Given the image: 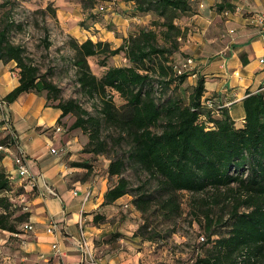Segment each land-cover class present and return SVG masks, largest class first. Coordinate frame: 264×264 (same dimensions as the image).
Segmentation results:
<instances>
[{"label": "trees", "instance_id": "trees-1", "mask_svg": "<svg viewBox=\"0 0 264 264\" xmlns=\"http://www.w3.org/2000/svg\"><path fill=\"white\" fill-rule=\"evenodd\" d=\"M109 2L99 5L98 12L103 14L108 5H115V0ZM125 2L134 4L137 12L156 16L157 24L164 27V41L170 46L159 44L158 33L145 28L117 48L107 41L73 39V63L82 89L90 96L101 95V111L106 121L119 126L130 139L128 161L157 179L158 186L151 193L144 186L132 189L129 180L122 176L126 161L111 160L107 176L118 180L108 185L102 206L114 205L133 193L134 198L125 207L142 214L144 222L135 236L145 243L161 236L152 216L172 219L179 215L182 192L201 196L196 199L199 205L206 206L200 220L205 222L206 236L196 246L197 255L190 264H264V90L248 92L243 100L245 117L236 121L228 108L205 96L206 80L195 65L178 74L176 67L181 64L171 62L178 45L169 41L173 33L179 38L188 28L178 26L175 20L185 18V22L198 13L200 0ZM58 9V3L52 1L40 11L51 12L56 17ZM14 24L9 17L0 25V63L14 62L19 82L0 99V237L3 231L19 234V226L29 218V214H17L16 204L9 196L13 190L10 174L2 164L6 151L19 146L17 133L6 113L20 95L31 92L45 95L48 104L62 110L59 125H63V118L74 115L70 128L88 135L85 154H105L108 147L101 139L102 119L91 116L76 100H60V89L40 74L26 48L10 40V28ZM50 45L46 40V47ZM120 53L126 58L125 66H110L101 78L92 72L90 58L103 55L105 65L107 59ZM155 76L163 88L175 85L181 90L184 84L190 85V89L185 88L189 91L188 98L185 94L187 101L173 97L157 102ZM112 90L126 101L121 107L115 105L112 96L107 99V91ZM155 127H161V132L155 131ZM91 165L74 162V166L85 169L86 176ZM218 204L228 212L216 215L213 207ZM108 221L105 215H96L94 222ZM221 227L226 228V233ZM151 254L157 257L155 250Z\"/></svg>", "mask_w": 264, "mask_h": 264}, {"label": "crops", "instance_id": "crops-1", "mask_svg": "<svg viewBox=\"0 0 264 264\" xmlns=\"http://www.w3.org/2000/svg\"><path fill=\"white\" fill-rule=\"evenodd\" d=\"M263 11L264 0H200L198 13L184 22L188 30L190 26L198 27V33L194 32L193 41L184 50L187 58H194L195 68L205 77V96L228 108L236 121L245 117L243 100L248 92L264 89V68L260 61L264 58V38L250 21L252 15ZM2 64L0 99L19 84L15 63L4 64L5 67ZM61 115L62 110L48 104L45 95L34 92L23 93L7 108L6 117L11 120L26 164L38 179V185L33 187L20 174L13 175L3 159L12 181L11 199L28 211L27 222L33 224L34 230L21 229L19 234L3 231L0 264H83L84 254L78 245L82 234L99 257L98 264H140L122 251L98 255L95 240L103 236L104 228L94 222L95 216L105 215L109 219L115 205L102 206L107 179L86 176L85 169L74 166V162L88 159L82 153L85 143L76 132L64 131L63 127H70L72 122L67 116L62 119L63 125H59ZM56 125L61 130L43 133ZM59 147L60 152L52 153V149ZM16 152L17 147L6 151L14 169ZM97 184L105 189L100 192ZM45 185L52 187L57 196L45 191ZM21 187L25 193L19 199L12 197ZM51 220L59 226L55 234L47 231ZM54 244L58 245L57 250Z\"/></svg>", "mask_w": 264, "mask_h": 264}, {"label": "rangeland", "instance_id": "rangeland-1", "mask_svg": "<svg viewBox=\"0 0 264 264\" xmlns=\"http://www.w3.org/2000/svg\"><path fill=\"white\" fill-rule=\"evenodd\" d=\"M52 1L59 5L56 17H53L51 12L40 11L42 8H47ZM109 1L111 0H0V25H4L9 17L13 19L15 24L10 28V40L26 48L27 55L39 67L40 74L60 89V100H76L91 116L102 119L101 139L108 143L107 153L101 155L87 154L86 158L88 159H85L84 162L92 164L88 176H101L104 180L107 179L108 185L115 183L118 177L109 179L107 169L111 160L122 158L126 161V169L122 176L129 180L131 188L137 189L144 186L148 193H151L158 186L157 179L151 178L139 166L128 161V153L131 150L130 139L119 126L106 121L101 111L103 108L101 95L90 96L80 86L79 73L73 63L75 51L72 48V40L76 39L83 42L91 38L94 41L110 42L113 48H117L124 44L128 37L138 33L141 28H145L155 30L158 33L159 44L170 46V43L164 41V34L162 33L164 27L157 24L156 16L137 12L134 9V4L126 3L125 0H115V5H108L109 7L103 14L99 13L97 7L110 4ZM184 19H176L175 24L182 28L184 26L185 29ZM234 26L236 25L234 24ZM197 28L190 26V29H186L179 38L175 36V33L171 35L169 42L178 45V50L171 56L172 63L180 64L186 60L187 55L184 49L193 41L194 32L198 33ZM46 40L51 43L48 48L46 47ZM103 59V55L89 59L92 72L99 78L104 76L108 67L125 66L127 63L124 53L107 59L105 65H103ZM1 66L5 67L4 64ZM261 66L264 68V64ZM155 78L153 82L154 96L157 102L163 103L168 98L173 97L185 99L187 96L188 98L189 91H186L185 88L190 89V85L184 84L181 87L182 91L185 90V93L182 94L180 88H175V85L169 88L161 87L156 81L159 80V77L155 76ZM107 93L109 95L107 99L112 96L117 107L126 103L115 91H107ZM185 100L187 101V99ZM69 118L73 123L75 116L70 115ZM58 127L60 126L47 128L43 133L55 131ZM70 127L64 126L63 129L66 133L76 132L75 134H79V137H82L86 144L88 135L82 130H73ZM154 130L161 132V127H155ZM85 147L84 145L82 153H85ZM54 149L60 152L62 147ZM4 166L9 167L8 171H12L13 175L19 174V171L14 169L13 161L8 155L5 157ZM100 188V184H97V189L100 192L105 189L104 185L103 189ZM23 193H25V189L21 187L18 191L16 190V194L12 197L19 199ZM9 196L11 197V195ZM200 197L188 192L180 193V214L172 219H164L161 215L160 217L152 216L153 225H158L157 232L161 236L152 242L146 241L144 243L140 236H135L138 228L144 222V218L140 212L125 207V204L130 203L134 198L133 193L126 195L123 200L114 204L115 207L112 208L113 213L110 215L109 221L102 223L104 234L95 240L98 255L103 257L105 253L116 252L118 254V251H122L121 253L130 254L131 260L140 262V264H143L142 260H144V264H190L197 255L196 246L202 242V236H206L205 222L200 221L206 206L199 205L197 199ZM15 204L18 215L29 214L21 203L15 202ZM226 210L227 208L224 209V211ZM224 211L221 210L220 204L213 207V212L216 215H220ZM21 226L22 224L19 226L20 231ZM223 230L226 233L225 227L222 232ZM92 249L95 252L93 246ZM149 250H155L157 257L154 258Z\"/></svg>", "mask_w": 264, "mask_h": 264}, {"label": "built area", "instance_id": "built-area-1", "mask_svg": "<svg viewBox=\"0 0 264 264\" xmlns=\"http://www.w3.org/2000/svg\"><path fill=\"white\" fill-rule=\"evenodd\" d=\"M101 9L103 10L104 8L102 7ZM250 18H251L250 19L251 23H253L255 26L259 28V33L264 38V11L262 13L252 15ZM260 61L262 64H264V58H261ZM194 63H195L194 58L191 57L187 58L180 66L176 67L178 74H182L184 71L191 69ZM57 130H61V127H58ZM51 151L52 153H57L55 149H52ZM14 163L16 165V169L19 171L21 178L23 180H27L31 186L37 187L38 179L31 174L26 164V157L24 151L19 146L17 147V152L14 155ZM45 191H47L51 195L57 196V193L52 189V187L48 185H45ZM77 193H78L77 191L74 192L75 195H77ZM58 229H59L58 223L55 220H51L47 228L48 233L55 234L56 231H58ZM22 230L30 232L34 230V226L30 222H26L22 225ZM202 240H204L203 237ZM78 245L84 254L85 259L83 264H98L97 260L99 257L96 256L90 243L83 234L81 235ZM53 247L56 250L58 249L57 244H54Z\"/></svg>", "mask_w": 264, "mask_h": 264}]
</instances>
